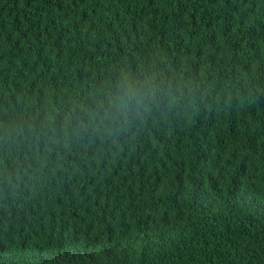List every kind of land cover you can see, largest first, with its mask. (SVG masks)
<instances>
[{"label":"trees","instance_id":"obj_1","mask_svg":"<svg viewBox=\"0 0 264 264\" xmlns=\"http://www.w3.org/2000/svg\"><path fill=\"white\" fill-rule=\"evenodd\" d=\"M0 264H264V0H0Z\"/></svg>","mask_w":264,"mask_h":264}]
</instances>
